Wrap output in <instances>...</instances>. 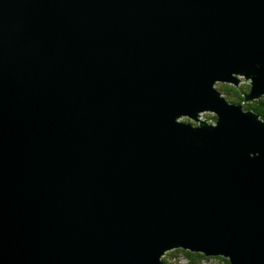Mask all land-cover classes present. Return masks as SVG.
<instances>
[{
	"label": "water",
	"instance_id": "95a60500",
	"mask_svg": "<svg viewBox=\"0 0 264 264\" xmlns=\"http://www.w3.org/2000/svg\"><path fill=\"white\" fill-rule=\"evenodd\" d=\"M238 74L261 98L264 0H0V264H264Z\"/></svg>",
	"mask_w": 264,
	"mask_h": 264
},
{
	"label": "trees",
	"instance_id": "16d2710c",
	"mask_svg": "<svg viewBox=\"0 0 264 264\" xmlns=\"http://www.w3.org/2000/svg\"><path fill=\"white\" fill-rule=\"evenodd\" d=\"M225 86L224 89H220V94L225 96V99L232 104H242L246 110H249L257 117V121L264 124V96L259 98L254 102H249L244 104V96L246 93L251 91V85H232ZM215 122L216 118L213 116L211 118ZM183 258L188 264H203L210 260H215L221 264H231L229 258H222L219 255L208 256L203 252L191 251L190 249L177 248L166 253L165 256L161 257V262L163 264H178L179 260ZM173 259L171 262L170 260Z\"/></svg>",
	"mask_w": 264,
	"mask_h": 264
},
{
	"label": "rangeland",
	"instance_id": "374dc122",
	"mask_svg": "<svg viewBox=\"0 0 264 264\" xmlns=\"http://www.w3.org/2000/svg\"><path fill=\"white\" fill-rule=\"evenodd\" d=\"M237 80H238V83H237V86L238 85H242V84H245V85H251V87L253 88V86H252V80H251V78H249L248 77V79L249 80H246V77L244 76V75H241V74H238V75H235L234 76ZM229 84H232V85H235V84H233V83H228V82H222V81H216V82H214L213 83V85H212V87L213 88H215V90H218L219 92H220V89H224L225 88V86H230ZM251 88V89H252ZM249 93V92H248ZM248 93H246V95L248 94ZM221 95V94H220ZM221 96H223L224 98H225V96L224 95H221ZM264 96V94L263 95H261V97H263ZM260 97L258 96V97H256V98H254V100L253 101H251V102H254V101H256V100H258ZM244 99V104L246 105V104H248L249 102H246L245 101V98H243ZM228 103H230V104H232V102H229L228 100H226ZM233 106H236V107H239L240 108V111L242 112V113H252V112H250L249 110H246L245 108H244V106L242 105V104H233ZM253 114V113H252ZM213 117V113H205V114H200L199 116H198V122H203V120L208 124V125H215V122L213 123V120L211 119ZM175 121L176 122H180V121H182V122H185V123H188V124H191L192 126H196L197 127V125H198V123L196 122V120H194V119H192L191 117H186V118H182V119H178V117L175 119ZM216 121V120H215ZM169 252V251H168ZM166 255V252L163 254V255H161V257L162 256H165ZM161 257H160V259H161ZM185 262H187L185 259H183ZM171 262L173 261V259H171L170 260ZM188 263V262H187ZM178 264H185V263H178ZM203 264H221L220 262H217V261H215V260H210V261H208V262H205V263H203Z\"/></svg>",
	"mask_w": 264,
	"mask_h": 264
},
{
	"label": "bare ground",
	"instance_id": "6f19581e",
	"mask_svg": "<svg viewBox=\"0 0 264 264\" xmlns=\"http://www.w3.org/2000/svg\"><path fill=\"white\" fill-rule=\"evenodd\" d=\"M246 80H249V79L246 77ZM205 113H209V111L198 112V114H197V118H196V122H197L198 124L202 123V122H198V116H199L200 114H205ZM186 117H188V116H184V115H182V116H179L178 119H182V118H186ZM203 122H205V121L203 120ZM162 262H163V261H162Z\"/></svg>",
	"mask_w": 264,
	"mask_h": 264
},
{
	"label": "built area",
	"instance_id": "2783aa9c",
	"mask_svg": "<svg viewBox=\"0 0 264 264\" xmlns=\"http://www.w3.org/2000/svg\"><path fill=\"white\" fill-rule=\"evenodd\" d=\"M179 262H180V263L188 264L187 262H185V261L183 260V258H181V259L179 260ZM179 262H178V263H179Z\"/></svg>",
	"mask_w": 264,
	"mask_h": 264
}]
</instances>
